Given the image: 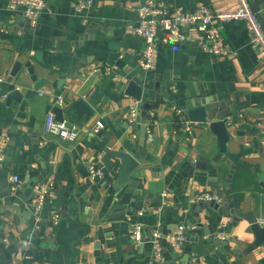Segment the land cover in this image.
<instances>
[{
  "label": "crops",
  "instance_id": "0c3cea01",
  "mask_svg": "<svg viewBox=\"0 0 264 264\" xmlns=\"http://www.w3.org/2000/svg\"><path fill=\"white\" fill-rule=\"evenodd\" d=\"M9 1L0 0V264H185L192 258L198 264H264V242L244 252L254 235L236 215L252 211L264 218V62L245 23L221 24L226 44L236 52L221 57L199 47L197 28L181 29L186 39L172 44L162 42L158 31L154 67L145 70L139 65L145 39L126 27L138 21L137 9L148 0H92L79 12L74 0H46L32 24ZM152 1L169 12L235 5ZM259 13L264 20V0ZM114 51L121 68L107 63ZM16 63L11 83L20 97L8 99L3 94L10 91L7 79ZM27 63L43 82L38 89ZM134 76L144 89L141 106L125 91ZM79 99L91 115L76 113L71 105ZM190 100L211 104L218 116L210 120L225 121V152L207 123L184 120ZM55 106L76 126L75 140L45 133L46 114ZM131 107L137 116L128 123ZM150 119L156 121L152 141L142 133ZM96 120L103 128L95 130ZM119 152L137 161L129 173L132 183L121 187L115 185ZM91 161L102 166L100 179L89 178ZM48 178L52 194L36 212L33 189L28 198L21 195L30 180ZM202 193H217L223 202L213 208L195 198ZM134 223L141 225L139 244L130 238ZM180 224L186 233L182 248L173 249L161 237L160 261L154 262L151 234L165 236Z\"/></svg>",
  "mask_w": 264,
  "mask_h": 264
},
{
  "label": "built area",
  "instance_id": "2783aa9c",
  "mask_svg": "<svg viewBox=\"0 0 264 264\" xmlns=\"http://www.w3.org/2000/svg\"><path fill=\"white\" fill-rule=\"evenodd\" d=\"M92 0H74L72 3L75 11H82L88 8ZM9 7L21 6L26 19L32 24L46 6V0H10ZM138 21L129 24L126 31L142 36L145 39V46L142 50L139 65L145 70H151L154 67L155 56L157 51V32H162L160 40L164 43H180L186 39L181 29L197 28L201 31L198 39L199 47L211 56L221 57L225 55L236 54L226 44L221 34V24L230 20H242L245 23L246 30L249 34L250 43L256 49L260 56V60L264 62V29L253 11L250 0H235V5L226 10H213L204 4H197L192 11L175 10L169 12L164 4L148 0L139 5L137 9ZM0 82H4L0 78ZM7 93L3 94L5 97ZM137 109L131 107L126 116L128 123L136 120ZM151 113L149 114V117ZM155 120H148L144 125L146 139L153 140V126ZM104 124L101 120H96L94 124L95 130L103 128ZM189 130V126H185ZM44 131L47 134L56 136L60 139L73 141L77 137V129L75 125H68L65 121H57L52 111H48L45 118ZM4 158L0 144V160ZM88 176L91 180L100 179L103 176V168L97 162H89L87 165ZM12 188L17 189L19 178L16 175L11 177ZM51 178L41 181L34 185L33 195L30 201L34 211L40 212L46 198L52 194ZM166 191L160 194V205L164 204ZM199 201H214L218 205L223 202V198L217 193H202L195 197ZM138 213H141L140 211ZM57 216V215H56ZM261 224L264 218L260 219ZM164 237L173 249H181L182 244L186 240L185 226L180 224L175 232L162 236L159 232H153L150 237L152 243V252L154 262L160 261L159 240ZM130 238L133 243L139 244L143 242L141 234V225L134 223L130 232ZM185 264H198L195 258H192Z\"/></svg>",
  "mask_w": 264,
  "mask_h": 264
},
{
  "label": "water",
  "instance_id": "95a60500",
  "mask_svg": "<svg viewBox=\"0 0 264 264\" xmlns=\"http://www.w3.org/2000/svg\"><path fill=\"white\" fill-rule=\"evenodd\" d=\"M263 0H251V6L253 11L256 13L258 20L260 21L263 29H264V20L260 16L259 13V8L260 4L262 3ZM120 53L118 51L111 52L109 55V58L107 60V63L109 65H113V61L116 62L115 65L118 68L122 67V62L118 60V56ZM28 67V72L32 74L31 78L32 80L35 81L34 87L35 88H40L43 85V82L36 80V76L33 74L34 70L33 67L29 66V63L26 64ZM20 67V64L16 63L14 64L10 75L7 79V82L9 83V88L10 91L6 95L7 98H13L16 96H19V93L17 90L14 88V84L11 83L13 77L16 75L18 69ZM126 94L131 95L138 101V105L141 106L142 103L140 102V98L142 95V92L144 89L141 86V80L134 76L130 81L127 83L126 86ZM25 101L21 103V105H25ZM66 105H70L68 100H65ZM76 113L81 116L82 114L85 115H91L92 114V108L84 102L83 100L79 99L74 102H72L71 105ZM52 112L55 115V119L57 121H64V114H63V109L60 107L55 106L52 110ZM218 115L214 111L213 107L211 104L205 102V101H194L190 100L188 102V107L184 113V120L185 121H190V122H198V123H207L209 129L214 133V135L217 138V143L219 147V151L221 153L225 152V145L226 142L229 139V135L225 129V121H223L221 118H216L214 120H210L212 117H217ZM145 128H142V133H144ZM116 156L120 159V164H119V175H118V180L115 182V185L117 187H121L126 183H132V180L129 177V173L137 166V161L130 155L124 152H119L116 154ZM104 172V171H103ZM112 181V180H110ZM35 185V180H30L25 189L23 190V193L21 195V198H28L29 196L32 195V188ZM208 203L211 207L213 208H218V204L215 203L214 201H208ZM237 216H242L245 218L248 223L250 224V229L254 235V240L250 245L247 246V248L244 250V252H248L255 247L259 246L264 242V223L261 224L258 220V218L255 216V214L250 211L246 213H242L240 211H236Z\"/></svg>",
  "mask_w": 264,
  "mask_h": 264
}]
</instances>
